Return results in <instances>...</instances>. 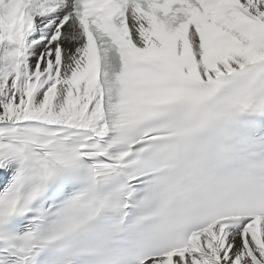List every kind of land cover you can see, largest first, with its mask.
Listing matches in <instances>:
<instances>
[{
  "label": "snow or ice",
  "instance_id": "6c2138e0",
  "mask_svg": "<svg viewBox=\"0 0 264 264\" xmlns=\"http://www.w3.org/2000/svg\"><path fill=\"white\" fill-rule=\"evenodd\" d=\"M0 264H264V0H0Z\"/></svg>",
  "mask_w": 264,
  "mask_h": 264
}]
</instances>
